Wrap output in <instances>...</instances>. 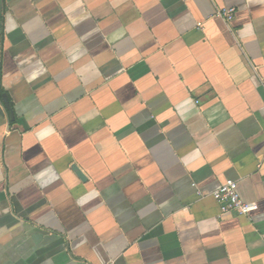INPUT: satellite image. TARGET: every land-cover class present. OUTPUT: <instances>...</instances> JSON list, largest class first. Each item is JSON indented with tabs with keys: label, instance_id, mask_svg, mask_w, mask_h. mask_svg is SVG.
Masks as SVG:
<instances>
[{
	"label": "crops",
	"instance_id": "obj_1",
	"mask_svg": "<svg viewBox=\"0 0 264 264\" xmlns=\"http://www.w3.org/2000/svg\"><path fill=\"white\" fill-rule=\"evenodd\" d=\"M0 111V264H264V0H0Z\"/></svg>",
	"mask_w": 264,
	"mask_h": 264
},
{
	"label": "built area",
	"instance_id": "obj_2",
	"mask_svg": "<svg viewBox=\"0 0 264 264\" xmlns=\"http://www.w3.org/2000/svg\"><path fill=\"white\" fill-rule=\"evenodd\" d=\"M219 17L230 22L234 16L233 9H222L217 13ZM212 199L219 207L220 215L235 213L248 217L257 210V204L244 202L238 192L237 183L227 180L221 187L211 193Z\"/></svg>",
	"mask_w": 264,
	"mask_h": 264
},
{
	"label": "water",
	"instance_id": "obj_3",
	"mask_svg": "<svg viewBox=\"0 0 264 264\" xmlns=\"http://www.w3.org/2000/svg\"><path fill=\"white\" fill-rule=\"evenodd\" d=\"M0 113H1V111H0Z\"/></svg>",
	"mask_w": 264,
	"mask_h": 264
}]
</instances>
